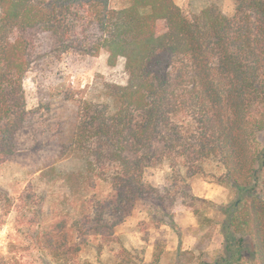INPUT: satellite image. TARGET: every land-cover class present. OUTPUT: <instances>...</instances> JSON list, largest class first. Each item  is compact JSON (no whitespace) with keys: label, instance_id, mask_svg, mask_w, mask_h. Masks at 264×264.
Wrapping results in <instances>:
<instances>
[{"label":"trees","instance_id":"16d2710c","mask_svg":"<svg viewBox=\"0 0 264 264\" xmlns=\"http://www.w3.org/2000/svg\"><path fill=\"white\" fill-rule=\"evenodd\" d=\"M204 1L190 17L175 0H0V165L31 122L29 72L68 54L105 53L110 67L125 60L127 85L101 83L80 98L74 128L59 137L60 156L81 170L42 173L88 212L34 234L55 263L73 261L80 235L110 241L139 203L169 220L178 205L201 217L212 202L195 197L190 181L209 176L238 197L223 212V249L202 260L213 238L204 221L177 264H264V0H229L228 12L225 0ZM164 165L168 185L145 182L147 170ZM33 203L27 191L15 199L0 188V230L16 207L21 223L34 224L41 211L32 213ZM14 262L0 251V264Z\"/></svg>","mask_w":264,"mask_h":264},{"label":"rangeland","instance_id":"374dc122","mask_svg":"<svg viewBox=\"0 0 264 264\" xmlns=\"http://www.w3.org/2000/svg\"><path fill=\"white\" fill-rule=\"evenodd\" d=\"M175 3L190 17L208 5L204 0H175ZM224 7L225 11H231V2L225 0ZM101 83L126 86L125 60L120 59L115 67H110L105 53L98 57L68 54L61 61L46 63L39 72L31 71L25 77L31 122L19 135L17 154L0 165V188L15 199L26 191L32 194L36 202L31 206L32 213L41 211V218H34V224H23L19 221L18 207L6 218L0 230V251L9 260L13 259L14 264H57L35 245L34 234L46 232L60 221L72 224L88 214L82 212L77 197L66 187L42 173L53 166L65 172L81 170L83 165L79 160L60 156L58 141L62 133L68 135L75 126L80 108L78 100L87 97L92 90L98 93ZM69 94L72 100H66ZM261 138L264 145V136ZM206 169L208 175L220 177L222 173L215 171L214 166H206ZM170 173V167L164 165L147 170L144 179L150 185L163 188L168 185ZM190 185L195 197L212 202V205L201 206V217L192 209L178 205L173 209V219L169 220L139 203L132 216L115 229L110 241L80 235L81 252L70 264H155L156 257L161 264H177L181 250L194 251L196 230L204 221L206 231H211L213 238L202 260L214 261L223 249L224 237L220 232L223 212L236 203L238 197L233 188L222 186L209 176L194 177ZM88 222L86 219L83 224ZM99 245H103V249L100 250Z\"/></svg>","mask_w":264,"mask_h":264}]
</instances>
